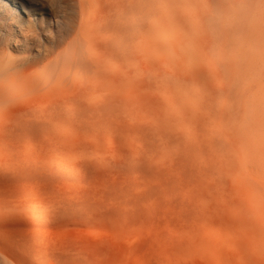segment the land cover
Returning <instances> with one entry per match:
<instances>
[{"label":"bare ground","instance_id":"6f19581e","mask_svg":"<svg viewBox=\"0 0 264 264\" xmlns=\"http://www.w3.org/2000/svg\"><path fill=\"white\" fill-rule=\"evenodd\" d=\"M237 2L242 0H77L75 18L70 0H0V46L13 42L17 51L27 54L11 69L0 64V264L103 261L105 253L94 256L85 250V256L70 246L83 242L104 251L106 245H113L112 231L107 225L92 230L85 223L99 217L116 223L136 212L126 214L119 205L106 204L83 180L106 179L108 174L128 170L137 171L139 178L124 176L115 187H103L142 200L158 193L149 185L135 186L138 179L188 184L191 195H174L171 203H181L187 210L214 211L217 220L238 236L242 228L257 231L262 236L247 243L251 251L247 260L264 264V218L255 213L264 207V201L257 200L264 198V184L253 177L262 165L261 155L257 157L264 140V113L246 96L249 82L242 79L247 67L241 69L237 53L229 52L250 40V35L239 40L232 34L251 27L262 43L264 0L257 1L263 10L260 28L247 19L230 18ZM17 8L29 15H44L51 8L57 22L53 25L51 19L46 27L27 24ZM205 11L217 21H229L215 26L218 33L188 38L184 27L197 30L200 25L189 20L200 19ZM7 114L16 118L11 122L13 130L9 125L12 132L1 123ZM8 117L6 123L13 119ZM47 124L55 134L40 138ZM62 124L69 133L58 130ZM20 131L33 137L29 144ZM130 134L138 140L132 142ZM10 136L15 137L17 151L35 160L54 150L55 172H40L42 168L36 170L34 165L26 171L18 169L19 164L10 168L14 160L9 162L14 149ZM64 145L73 148L66 156L60 152ZM60 176L79 180L73 188L54 191L45 200L18 192ZM221 192H229L230 197L218 201ZM200 196L207 200L206 206L199 207ZM73 199L79 205L73 206ZM13 217L66 220L82 228L74 237L63 234V239H56L59 243L51 247L58 253L47 256L43 247L54 239L34 230L12 229ZM194 233L206 235L202 230ZM218 241L211 237L212 244Z\"/></svg>","mask_w":264,"mask_h":264},{"label":"rangeland","instance_id":"374dc122","mask_svg":"<svg viewBox=\"0 0 264 264\" xmlns=\"http://www.w3.org/2000/svg\"><path fill=\"white\" fill-rule=\"evenodd\" d=\"M70 1L71 4L74 6L73 16L77 18V10H78L77 0H70ZM257 1L258 0H242L240 4L237 2L236 4L239 5H235L233 7L234 12L231 13L230 18L233 16L232 18H234V20L237 21H242L243 19H247L249 24H254V26L255 25L257 26L258 24L259 25L258 27L260 28V26L262 25L260 23L262 19L259 17L260 14L263 12V10H261L262 9L261 5L258 6L259 4L257 3ZM208 8L210 7H207V9ZM48 9L49 10H47L46 14L44 15H41L40 13H38L37 15H29V13L23 12L21 11L20 8H17L19 13L21 14V19L26 21L27 24L31 21L34 23L36 22L37 24L42 25L44 27H46V23L51 19L53 20V25L55 22H57L56 21L57 19L54 18V13H52L53 11L51 10V8ZM253 15L255 17H253ZM258 19L261 20L259 21ZM193 20L194 19H190L189 21L190 22L192 21L193 23H198L200 27L198 28L199 30L198 29L196 30L195 28H193L194 30H192L190 26H185L184 28L186 29V34H187L186 36L188 38L196 37L198 34L207 36L208 34L210 35L214 32L218 33V29H216L215 26L220 25L222 23H227L229 21V18L221 19L217 21L214 17H212L211 13H206L205 11V13L200 19L194 21ZM207 29L209 30L207 31ZM253 32H254L253 28L251 27L248 32H245L246 35L244 32L233 33L232 36L235 37V39L241 40L244 39L245 36L249 37L250 35V40L244 44L234 45L233 48L229 50V52L232 53L235 51L237 53L236 55L238 56L239 62L242 65L241 69L245 70L247 67L245 71L248 72L245 74L247 78L244 77V79H242L245 81L246 79H248L247 82H249L246 96L251 100V102L253 103L252 105L255 107V109L258 110L259 107L262 109L263 112H260V114H263L264 113V71L263 72L261 71L264 70V66H263L264 36L261 37L262 39V43H261V41L259 42L256 36H253ZM42 42L44 43L43 40ZM251 42H253V45L251 44ZM9 43L0 46V48L2 47L0 49V64H2L6 68L11 69L12 66L14 65V61L24 58L25 56H27V54L21 51H17L15 49V45L13 44V42L12 44ZM243 49L244 51H246V53H244ZM7 50L8 52L5 53ZM250 50H252L251 51L252 53L250 52ZM256 50L259 51L257 52ZM206 53L208 55L209 54L212 55L211 53H213V55L215 54L214 52H210L208 50H206ZM242 53L244 54V56ZM254 53L256 55H252ZM13 57L15 58V60ZM243 65L246 67H244ZM258 65L261 66L262 68L260 69ZM256 71L258 72L256 73ZM259 73L261 74V76H259ZM252 74L255 76L257 74L259 77L257 76L254 77ZM250 75L253 76L254 78L249 77ZM242 80L241 82H244ZM255 89H257L256 90L257 92L255 91ZM251 91H255L256 93L252 92L251 94ZM250 94L252 95V98ZM253 95L254 97L257 98L253 99ZM253 101L255 102V104ZM6 116L8 117L9 115L8 114L3 115L1 123L2 124L4 123L3 125L10 128L9 130L10 132H12L10 126L13 125L12 123H15L12 121L16 118L15 117L13 118V116H9L11 119L12 118L13 119L10 122L8 121L6 123ZM9 117L7 119H9ZM261 117L263 118L264 114ZM210 126L214 128L215 124H211ZM13 127L14 126H12V130ZM44 130L46 133L45 134L40 133L39 134L40 138L43 137L49 138L55 134V128L50 124L45 125ZM58 130H62L64 133H69L67 131L68 126H65L64 124H62L61 127L59 126ZM11 135L14 136L13 134ZM20 135H21L20 137H22L24 141H26L28 144L31 141L30 139L33 138L31 135H26V133H23L21 131H20ZM249 135L253 136L252 133H249ZM12 136H10L11 140L12 138L14 139L12 140L11 144H13V142L15 141V137ZM130 138L132 139V142H136L138 140V137H136L133 134H130ZM35 141H37V138L35 139ZM260 143H261V150L257 159L259 160L261 155L262 159L260 160L261 161L260 163H262V165L260 168H258V173L253 174V177L257 178V180H259L258 182L264 184V182H261L264 181V178L262 179V176H260L262 174L264 176V167H262L264 166L263 165L264 140H261ZM12 146H14L15 150L12 149L13 148ZM10 148L11 149L9 155V162L11 161V159L12 160L14 159L13 162L11 161V163L9 164V166L11 165L10 168L15 165L17 166L19 164L17 167L18 169L21 168L20 169L21 171L22 170L26 171L28 169V166L31 167L35 166L34 169L36 170H38V168L39 169L42 168L40 169V172H44V173L55 172L53 168V162H54L53 156L55 154L54 150L43 153L40 156V158H36L37 160H35L34 156H29L28 153L26 152L17 151L18 148L14 144L11 145ZM253 149L254 148L252 147L251 154L254 155ZM72 150H73L72 147L64 145L61 147L60 152L63 153L64 156H66ZM16 153L18 155H16ZM23 155H27V156H23ZM20 161L24 164H21ZM28 162L30 163V165H28ZM261 168L263 170H261ZM124 176L130 178H139L140 175L135 170H128L125 171L124 173L121 172V173H114L111 175L108 174V178L106 179H102L100 177L93 181L83 180V182H86V185H88L87 187L88 190H92V192L96 195V197H98L101 200H104L106 204L119 205L122 208V211L126 214H128L131 211H135L136 213L133 216H131V218H124L116 223L115 220H112L109 217L94 218V220L91 223H85L84 226L91 228L92 230L101 231L108 226L107 228L110 231H112L111 243L113 245L111 247H109V245H106L105 249H103L104 247H102L104 251H102L101 248L99 249V247L101 246L98 247L95 245L96 248L95 246L90 247L89 245L84 244L83 242L72 243L70 246L72 249L76 251L78 250L80 254L82 255L85 254V256H86L85 250H87L90 254L94 256H100L101 253L102 254L105 253L107 257L104 258L103 261H98V264H257L260 263L259 261H254L251 259H250L251 261L247 260L248 259L247 256L251 254V251L248 250L249 248L247 246V243L249 241L258 240L262 236L258 234L257 231H248L245 228H242L243 230H241L238 236L237 234L232 233L231 228L223 226L217 220L216 218L217 215L213 213L214 211L207 212L200 208H197L195 210L193 209L187 210L182 208L183 205L181 203H171L169 198L174 195H178V196L191 195L193 188H191V186H189L188 184L175 185L170 182L158 181V180L152 181V183H148L147 181L138 179L134 183L135 186L138 185L139 187H141L142 185H149L150 188H152L158 193L157 197H152L142 200L130 199L120 194H113L111 191L103 187L106 184H112L115 187L117 182L121 180ZM78 180L79 179L77 177L73 179H66L63 177L55 178V179H45L42 182L43 183L42 186L39 188L28 186V188L25 189L22 188L18 192L19 194L22 195L24 194L26 196L27 195L35 196L36 198L45 200V198H51L52 196L51 193L54 191H58V190L62 191L67 188H73L72 183ZM244 190L246 192L253 193L252 188L250 189L246 188ZM227 196L230 197L229 192L228 194L227 192H221L217 194V200L224 201L225 198H227ZM257 200L259 202H263L264 198H257ZM197 201H199V207L207 205V200L202 198L201 196L199 199H197ZM73 202H74L73 206L79 205L77 204L79 201L73 199ZM187 203L189 205H192L190 200H188ZM81 204H86V203H81ZM255 213L257 216L260 215L261 217L264 218V207H262L260 210H257ZM13 218L10 222V227L12 229L34 230V231L42 232L45 235L51 236V238L54 239L52 241L53 244L51 245L45 244V246L43 247V251L47 256H51L54 254L56 255L58 253V251L52 249L51 247L52 245L59 243V242L55 243L56 239L58 240L63 239V234L69 235L70 237H74L78 234V231H80L82 228L81 226L71 225L69 224V221L66 220L56 223L48 219L27 221L23 217H18V218L13 217ZM105 225L107 226L105 227ZM115 228H118L119 232L114 231L113 229ZM197 230L204 231L206 235L199 236L198 234H195L194 231ZM55 233H57L59 237L58 236L56 237ZM88 237L92 238L90 235H88ZM211 237H214L215 240H219L218 242H220V244L218 245L212 244L210 242ZM128 247H130V250ZM164 247H166L167 249L164 250ZM235 251L238 252L235 253ZM239 252L241 254H239ZM231 253L233 255H231ZM237 254L241 255V257L239 256V259L237 257ZM72 262L73 261L71 260L69 264H73ZM55 263L65 264V262L63 263L57 261H55ZM84 264L87 263L85 262Z\"/></svg>","mask_w":264,"mask_h":264}]
</instances>
